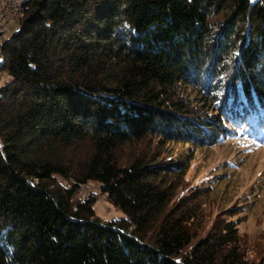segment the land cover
<instances>
[{
	"label": "trees",
	"instance_id": "16d2710c",
	"mask_svg": "<svg viewBox=\"0 0 264 264\" xmlns=\"http://www.w3.org/2000/svg\"><path fill=\"white\" fill-rule=\"evenodd\" d=\"M14 23L0 55V264H264L231 220L193 242L188 198L167 208L185 163L117 156L144 140L264 145V0H24ZM88 182L124 218L73 201Z\"/></svg>",
	"mask_w": 264,
	"mask_h": 264
},
{
	"label": "rangeland",
	"instance_id": "374dc122",
	"mask_svg": "<svg viewBox=\"0 0 264 264\" xmlns=\"http://www.w3.org/2000/svg\"><path fill=\"white\" fill-rule=\"evenodd\" d=\"M16 26L14 22L10 25V34L6 35V39L13 35ZM7 80L6 75L0 74V86ZM147 148L150 155H155L156 161L178 160L185 163L184 175L178 181L174 179L177 189L167 208H172L182 198H188L196 215L190 225V231L195 237L193 242L203 238L216 222L231 220L237 223L246 258L255 263L262 258L264 145L247 139H227L215 146L193 148L189 144L177 142L144 140L120 148L117 154L119 163L130 162ZM86 150L84 145L79 152L83 154ZM199 192H203V195L197 196ZM78 200L92 207L101 221L111 222L124 218L123 213L100 194L94 182H88L79 189L73 197V201ZM233 212L235 215L228 217Z\"/></svg>",
	"mask_w": 264,
	"mask_h": 264
},
{
	"label": "built area",
	"instance_id": "2783aa9c",
	"mask_svg": "<svg viewBox=\"0 0 264 264\" xmlns=\"http://www.w3.org/2000/svg\"><path fill=\"white\" fill-rule=\"evenodd\" d=\"M24 0H3L0 8V24L3 23L6 15L20 16L21 5ZM10 33H7V35Z\"/></svg>",
	"mask_w": 264,
	"mask_h": 264
},
{
	"label": "bare ground",
	"instance_id": "6f19581e",
	"mask_svg": "<svg viewBox=\"0 0 264 264\" xmlns=\"http://www.w3.org/2000/svg\"><path fill=\"white\" fill-rule=\"evenodd\" d=\"M3 0H0V8ZM17 17H14L13 15H6V18H4L3 23L0 24V55H1V47L6 40V35L8 33L10 25L14 22V20ZM2 56V55H1Z\"/></svg>",
	"mask_w": 264,
	"mask_h": 264
}]
</instances>
